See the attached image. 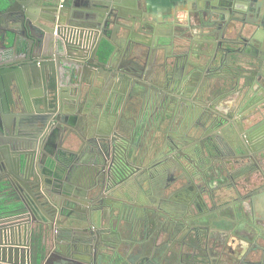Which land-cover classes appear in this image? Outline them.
Masks as SVG:
<instances>
[{
	"label": "flooded vegetation",
	"instance_id": "flooded-vegetation-1",
	"mask_svg": "<svg viewBox=\"0 0 264 264\" xmlns=\"http://www.w3.org/2000/svg\"><path fill=\"white\" fill-rule=\"evenodd\" d=\"M132 1L110 25L58 6L28 52L0 0V260L264 264L260 32L216 0L174 24Z\"/></svg>",
	"mask_w": 264,
	"mask_h": 264
},
{
	"label": "water",
	"instance_id": "water-1",
	"mask_svg": "<svg viewBox=\"0 0 264 264\" xmlns=\"http://www.w3.org/2000/svg\"><path fill=\"white\" fill-rule=\"evenodd\" d=\"M16 2L17 0H13V4H10L7 12L10 14L18 7L22 10L28 52H33L36 45H38L39 49H44L50 41L51 30L49 29V26L53 24L55 20L64 21L63 12L59 13L56 10L58 6L70 8L72 12L81 8V11L87 12L91 16L96 15L97 18H100V22L109 20L108 25H110L112 20L118 19V15L113 14V11L117 9L116 7L119 9H130L134 5V1L132 0H100L98 2L94 0H36V9L38 12L36 13L35 19L30 16L26 8V3L22 2L19 5ZM65 8H62V10L64 11ZM258 10V14L264 16L262 8H259ZM86 18L89 19L90 17L87 16ZM6 42L9 45V47L6 46V48L10 52L15 48L17 34L13 31L7 32ZM54 42H57L58 45L62 43L58 38H55Z\"/></svg>",
	"mask_w": 264,
	"mask_h": 264
},
{
	"label": "crops",
	"instance_id": "crops-1",
	"mask_svg": "<svg viewBox=\"0 0 264 264\" xmlns=\"http://www.w3.org/2000/svg\"><path fill=\"white\" fill-rule=\"evenodd\" d=\"M96 2L100 0H94ZM103 1V0H101ZM218 3L216 0L214 6H230L234 12V19L230 23L234 24L236 28L245 31H259L258 35L264 41V16H260L259 8H262L264 13V0H221ZM141 5L148 11V14L153 15L145 17V23L159 24L164 22L173 23L181 22L184 14L194 6L193 1L190 0H141ZM261 10V11H262ZM156 19V20H155ZM176 24V23H175ZM246 38H251L246 36Z\"/></svg>",
	"mask_w": 264,
	"mask_h": 264
},
{
	"label": "trees",
	"instance_id": "trees-1",
	"mask_svg": "<svg viewBox=\"0 0 264 264\" xmlns=\"http://www.w3.org/2000/svg\"><path fill=\"white\" fill-rule=\"evenodd\" d=\"M5 7H7V5H5ZM108 48H109L108 49V54H109V53H111L112 48L109 45H108Z\"/></svg>",
	"mask_w": 264,
	"mask_h": 264
},
{
	"label": "rangeland",
	"instance_id": "rangeland-1",
	"mask_svg": "<svg viewBox=\"0 0 264 264\" xmlns=\"http://www.w3.org/2000/svg\"><path fill=\"white\" fill-rule=\"evenodd\" d=\"M124 252H126V249H124ZM143 255H144V253L140 254V255L138 256V258H139V257H142Z\"/></svg>",
	"mask_w": 264,
	"mask_h": 264
},
{
	"label": "built area",
	"instance_id": "built-area-1",
	"mask_svg": "<svg viewBox=\"0 0 264 264\" xmlns=\"http://www.w3.org/2000/svg\"><path fill=\"white\" fill-rule=\"evenodd\" d=\"M0 264H3V260L2 259L0 260Z\"/></svg>",
	"mask_w": 264,
	"mask_h": 264
}]
</instances>
